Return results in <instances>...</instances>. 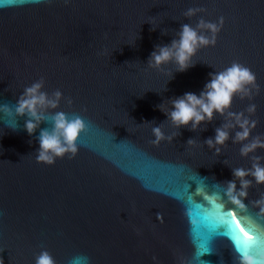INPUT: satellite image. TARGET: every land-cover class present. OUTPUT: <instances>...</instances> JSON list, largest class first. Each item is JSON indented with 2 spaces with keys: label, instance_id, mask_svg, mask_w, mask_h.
<instances>
[{
  "label": "water",
  "instance_id": "95a60500",
  "mask_svg": "<svg viewBox=\"0 0 264 264\" xmlns=\"http://www.w3.org/2000/svg\"><path fill=\"white\" fill-rule=\"evenodd\" d=\"M201 21L220 31L191 67L149 65L183 25L211 39ZM233 63L251 69L255 85L195 130L176 127L165 115L172 100L200 95ZM40 81L50 99L62 94L49 121L64 112L87 124L74 158L38 162L40 129L52 125L29 136L28 117L15 115ZM237 116L249 121L244 140ZM155 127L165 136L158 145ZM256 141L264 144V0H0V264H35L42 251L55 264H241L237 230L221 226L228 213L248 224L246 254L264 264V183L251 175L264 167V147L242 154Z\"/></svg>",
  "mask_w": 264,
  "mask_h": 264
},
{
  "label": "clouds",
  "instance_id": "9594fccd",
  "mask_svg": "<svg viewBox=\"0 0 264 264\" xmlns=\"http://www.w3.org/2000/svg\"><path fill=\"white\" fill-rule=\"evenodd\" d=\"M195 10L190 9L187 15H193ZM223 20H221V25ZM199 27L207 28L213 33L211 39L206 36H201L198 32L189 25H183L179 40H174L171 46L159 47L157 51L151 54L149 65L159 68L163 64L172 61L173 59L179 65V71H185L191 67V58L195 55L200 46L215 45V34L220 31V27L216 24L205 23L201 21ZM255 74L251 69L239 64L233 63L231 67L225 71L215 73L212 79L205 86V91L197 95L192 92H187L183 96L173 99L172 109L170 112H165V115L170 116L171 121L176 127H187L191 125L195 130L205 120L211 121L215 112L224 114L225 110L230 108L233 98L238 93H247L246 86L255 85ZM43 81L34 83L31 87L25 89L22 96L18 99L15 106V115L18 117H28L25 120L24 130L29 136L36 133L42 123H51V130L47 128L40 129L38 140L39 150L36 159L38 162L47 164L55 163L56 158H63L70 154V158H74L78 153V140L81 134L86 130L87 124L85 120L77 115L74 118H69L67 113L56 112L52 115L51 121L48 120L45 113L48 109H56L59 105L61 93L55 92V99H50L48 94L42 91ZM7 107V106H5ZM11 109L9 108V111ZM163 111L164 109L161 108ZM250 112L255 111V105L249 108ZM242 116V114H241ZM241 116H237V122L243 129L237 133L238 140L246 139L250 134L248 127L249 121L241 120ZM12 130L16 127L9 126ZM252 127H255V122H252ZM153 134L156 137L152 143L159 144L165 139L164 133L160 127L153 128ZM170 139V138H169ZM228 139V134L222 129L216 130L215 143L224 144ZM193 141H189V144ZM208 145H213V140L207 141ZM264 147L259 141L251 145H246L242 149V154L254 150L256 147ZM219 152V149H217ZM243 169L234 171V175L238 178H243L247 175ZM258 183H264V167L254 165V171L251 172ZM242 186L247 187L248 181L242 179ZM236 185L234 182H229L227 195L236 204H240V200L234 195ZM240 196L246 195L244 191L239 193ZM35 264H55L54 258L48 251H42L35 259ZM241 264H258L257 257L241 253Z\"/></svg>",
  "mask_w": 264,
  "mask_h": 264
},
{
  "label": "snow or ice",
  "instance_id": "6c2138e0",
  "mask_svg": "<svg viewBox=\"0 0 264 264\" xmlns=\"http://www.w3.org/2000/svg\"><path fill=\"white\" fill-rule=\"evenodd\" d=\"M233 213H228L227 218L232 222L231 224L221 225L222 227L226 228L228 232H231L233 229L237 230L238 237L237 239H234L235 243L234 246L242 251L247 252L251 249V245L254 243V238H250L245 235V232L249 233V226L247 223H243L242 221H238V219H233ZM243 229V231H242Z\"/></svg>",
  "mask_w": 264,
  "mask_h": 264
}]
</instances>
